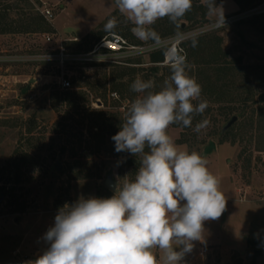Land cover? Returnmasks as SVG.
I'll return each mask as SVG.
<instances>
[{
  "label": "rangeland",
  "instance_id": "rangeland-1",
  "mask_svg": "<svg viewBox=\"0 0 264 264\" xmlns=\"http://www.w3.org/2000/svg\"><path fill=\"white\" fill-rule=\"evenodd\" d=\"M199 2L207 11L206 21L201 20L199 9L193 21L181 18L173 23L165 17L151 26L155 40H141L115 0H0V13L10 6L9 23L32 26L30 33L0 34V54L21 57L19 62L0 61V264H29L47 247L42 237L53 225L59 208L80 197L108 198L104 190L108 178L116 183L126 175L134 178L138 167L127 163L133 155L117 152L115 143L103 144L94 133V117L99 111L121 112L124 117L135 98L129 85L123 95L114 90L117 71L134 67L135 78L151 79L156 87L170 74V66H160L155 76L148 72L155 67L150 62L151 53L142 57L143 64L130 66L62 63L30 55L54 54L61 46L69 53L87 51L110 34L140 45L164 42L223 19L221 10L224 18L240 13L234 0H192V7ZM45 9L52 11V19L44 15ZM250 10L255 11L184 43L187 51L193 39L218 38L226 60L241 61L243 70L230 85L233 102L229 107L238 115L244 108L241 99L251 89L256 101L264 93V0L244 12ZM112 17L117 26L105 31L104 25ZM47 36L52 37L51 42ZM73 37L79 40H65ZM202 57L211 59L208 54ZM63 79L70 81L69 89L61 88ZM129 80L130 75L123 81ZM58 92L82 95L78 101L85 102L80 108L58 105ZM226 105L208 104L212 109L206 116L210 124L200 133L193 131L195 126L171 125L168 129L178 146L207 159L209 171L219 179L226 198L225 211L217 220L204 222V242H194L184 264H264V103L247 107L231 128L229 111L220 110ZM211 142L216 146L206 153ZM58 161L62 165L59 171L55 169ZM156 254L159 257L158 251Z\"/></svg>",
  "mask_w": 264,
  "mask_h": 264
},
{
  "label": "clouds",
  "instance_id": "clouds-1",
  "mask_svg": "<svg viewBox=\"0 0 264 264\" xmlns=\"http://www.w3.org/2000/svg\"><path fill=\"white\" fill-rule=\"evenodd\" d=\"M115 4L141 40L156 39L151 26L159 19L176 23L192 8V0ZM116 26L112 17L104 28L111 32ZM169 66L159 90L151 79L133 80L136 96L112 137L117 152L139 157L134 178L118 181L111 197H80L59 208L42 237L47 247L29 264H184L194 242H204V222L222 215L226 198L207 159L178 146L168 129L174 124L193 128L208 101L201 99L202 87L188 74L184 56H175ZM209 124L204 118L193 131Z\"/></svg>",
  "mask_w": 264,
  "mask_h": 264
},
{
  "label": "trees",
  "instance_id": "trees-1",
  "mask_svg": "<svg viewBox=\"0 0 264 264\" xmlns=\"http://www.w3.org/2000/svg\"><path fill=\"white\" fill-rule=\"evenodd\" d=\"M236 4L239 6V12L242 13L246 11L248 8L254 6L257 1L260 0H234ZM39 2V0H37ZM10 6H7L4 9V12L0 13V34H6V33H30L32 26L30 25H22V26H15L8 22L7 15H8V9ZM32 8V7H31ZM198 9L202 10V13L200 14L201 20L206 21L207 17V11L204 8L203 5L199 2V5L193 6L190 11H188L185 16L183 17L186 20H195L198 16ZM39 14V13H38ZM160 21V20H159ZM158 25V24H155ZM181 26V25H180ZM167 33H164L161 35L160 38H163ZM196 42V46L193 47V42ZM189 50L187 48V57H186V63L189 65L188 71L189 75L194 77L197 82L202 87V95L201 98H204L208 101V104L210 103H227L225 107H222L220 110L223 113H226L229 111L230 113V119L228 121H232L233 117H236L237 120L235 123L238 122V119L241 117L240 115H243L246 112L247 107L252 108L257 102L264 103V93H262L259 96L258 101L255 100V92L251 89L249 95L247 97L242 98L241 102L244 104V108L241 110V112L234 113V108L229 107L230 104L233 102V98L231 97L232 93L230 92V85L233 83V80L235 76L238 74V72H242L243 67H241V61H231L229 62L226 60L227 54L223 52V50L220 47L221 40L218 38L210 39L207 36L199 37L198 39H193L189 41ZM163 51L160 52H153L150 54V62L151 63H158L163 58ZM203 54L210 55L211 59H204L202 57ZM142 57H136L129 59L127 61L128 64H125V66H130L132 64H143ZM122 65V64H119ZM155 67H151L148 69V72L155 76L159 72V67L157 65H154ZM119 67V66H118ZM170 70V68H169ZM137 69L134 67H125L121 71H117L113 77V80L117 82V84L114 85V90H117L122 95L127 91V88L133 80L136 78L134 77L136 74ZM130 75V80L128 83H125L123 80L126 78V76ZM170 75V74H169ZM215 75V77H214ZM247 78V76H246ZM248 79V78H247ZM261 83V82H260ZM264 85V82L262 83V86ZM260 86V85H259ZM264 87V86H263ZM159 87L155 88V90H158ZM124 98V97H123ZM79 99H83L82 95L75 94L73 92H58L56 95V100L58 105H61L63 103L68 104L69 106H78L79 108L82 107L83 103L85 101H78ZM227 100V101H226ZM212 112V109L208 106L206 111L203 115H196L193 119L192 125L195 126L196 123L200 122L208 114ZM124 113L118 112V113H108L104 111H99L94 117V121L96 123L97 129L94 130V133L102 138V143L111 145L114 142L112 137L120 130V125L123 120ZM264 117V116H263ZM264 120V119H263ZM261 119V123L264 125V122ZM230 122H228V127H232L233 125H230ZM175 127H183L178 124H174ZM65 127V126H64ZM96 128V127H95ZM186 128V127H183ZM229 128V129H230ZM191 129V128H189ZM108 138V140H107ZM110 149V147L108 148ZM26 160V159H25ZM127 163L129 165L134 167H139V159L137 157L131 156L127 159ZM82 167H84L83 163H81ZM56 173V170L54 169V172ZM81 173V172H80ZM102 178V175L99 176ZM78 178V177H77ZM104 190L107 193L108 197H111L114 192L108 189L106 186H104ZM257 253L260 254V250L256 249Z\"/></svg>",
  "mask_w": 264,
  "mask_h": 264
},
{
  "label": "built area",
  "instance_id": "built-area-1",
  "mask_svg": "<svg viewBox=\"0 0 264 264\" xmlns=\"http://www.w3.org/2000/svg\"><path fill=\"white\" fill-rule=\"evenodd\" d=\"M255 10L239 13L235 16H228L224 18V26H222L223 19L215 21L211 24L198 28L197 30L183 33L168 41L151 43V44H134L129 42L125 37L119 34H110L103 37L98 43H96L91 49L79 53H69L64 46H61L57 53L54 54H32L31 58L40 59H52L61 60L62 63L67 61L80 62L84 64H96V63H111V64H128L127 61L136 57H143L149 53L162 50L164 47L163 58L158 63H151V65L157 66H169L170 60L177 55L187 57V51L184 43L190 39L199 35L208 33L209 31L222 29L234 22L244 18L246 14H249ZM44 15L50 20L53 18V13L50 9H45ZM48 42L52 41L51 36H47ZM161 48V49H160ZM60 58V59H59ZM4 59L21 61V57L17 55H4L0 54V61ZM60 86L63 89H69L71 86L70 81L63 79L60 81ZM116 96V95H115Z\"/></svg>",
  "mask_w": 264,
  "mask_h": 264
},
{
  "label": "water",
  "instance_id": "water-1",
  "mask_svg": "<svg viewBox=\"0 0 264 264\" xmlns=\"http://www.w3.org/2000/svg\"><path fill=\"white\" fill-rule=\"evenodd\" d=\"M184 26V25H183ZM237 120V118L236 117H233V119H232V121L230 122V125L233 123V122H235ZM215 143L214 142H211L210 143V145H209V147L206 149V153H209L212 149H214L215 148ZM61 168H62V165H61V163L58 161L57 162V164H56V167H55V169L57 170V171H59V170H61ZM116 184V182L115 181H113L112 179H110V178H108V179H106V181H105V186L108 188V189H110L111 191H114V185ZM3 200V196L1 195L0 196V202Z\"/></svg>",
  "mask_w": 264,
  "mask_h": 264
},
{
  "label": "crops",
  "instance_id": "crops-1",
  "mask_svg": "<svg viewBox=\"0 0 264 264\" xmlns=\"http://www.w3.org/2000/svg\"><path fill=\"white\" fill-rule=\"evenodd\" d=\"M55 28H56V26H55ZM88 34L89 33H86V35L84 37H86ZM65 40H75V41H77V40H79V38L78 37H73V38H66Z\"/></svg>",
  "mask_w": 264,
  "mask_h": 264
}]
</instances>
